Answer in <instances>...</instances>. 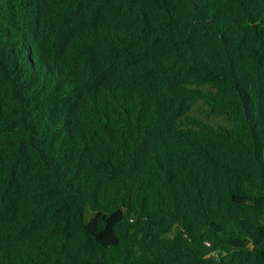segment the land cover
<instances>
[{
	"label": "trees",
	"instance_id": "1",
	"mask_svg": "<svg viewBox=\"0 0 264 264\" xmlns=\"http://www.w3.org/2000/svg\"><path fill=\"white\" fill-rule=\"evenodd\" d=\"M0 264H264V0H0Z\"/></svg>",
	"mask_w": 264,
	"mask_h": 264
},
{
	"label": "water",
	"instance_id": "2",
	"mask_svg": "<svg viewBox=\"0 0 264 264\" xmlns=\"http://www.w3.org/2000/svg\"><path fill=\"white\" fill-rule=\"evenodd\" d=\"M215 259H217V258H215Z\"/></svg>",
	"mask_w": 264,
	"mask_h": 264
}]
</instances>
